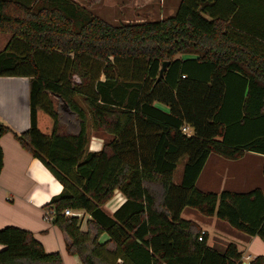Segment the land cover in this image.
<instances>
[{
	"label": "trees",
	"instance_id": "trees-1",
	"mask_svg": "<svg viewBox=\"0 0 264 264\" xmlns=\"http://www.w3.org/2000/svg\"><path fill=\"white\" fill-rule=\"evenodd\" d=\"M0 34L11 35L0 76L31 78V127L14 136L63 186L48 206L69 255L81 264H245L235 244L220 253L206 232L199 241L203 230L181 214L192 208L264 241L261 189L197 187L211 154L264 156V0H182L172 17L116 26L72 0H1ZM39 111L52 121L50 135ZM89 113L96 131L114 137L98 152H88ZM9 131L0 124V134ZM3 164L0 146V174ZM116 191L126 201L110 216L104 206ZM67 209L85 211L86 230ZM0 246V264H64L15 226L0 229Z\"/></svg>",
	"mask_w": 264,
	"mask_h": 264
},
{
	"label": "crops",
	"instance_id": "crops-1",
	"mask_svg": "<svg viewBox=\"0 0 264 264\" xmlns=\"http://www.w3.org/2000/svg\"><path fill=\"white\" fill-rule=\"evenodd\" d=\"M11 1L32 6L36 0ZM72 1L116 26L159 21L172 17L176 14L182 0H102L93 7H88L81 0ZM9 36V40L8 38L0 40V52L10 41L11 35ZM180 58L187 60L195 57L181 55ZM30 85L29 77L0 76V124L10 129L9 132L0 134V146L4 157L0 174V229L15 226L30 231L43 244L46 252H59L64 264H81L78 257L68 254L66 234L53 222L45 220V207L54 197L63 192V186L40 160L34 158L21 146L14 136V134L20 135L26 132L31 127ZM157 107L169 112V109L164 106L157 105ZM46 116L44 112L39 111L38 126L44 134L50 135L52 121L50 118L49 121ZM183 128H187L193 134V129L187 126ZM113 139V135L95 130L90 114L88 152L100 151L106 142ZM182 161L183 163L180 164ZM187 162L188 158L185 157L177 165L174 173L176 185L182 182ZM180 165H182L181 169H179ZM263 168L264 156L261 154L246 153L239 160H228L211 154L197 180V187L203 192L217 194L224 191L246 193L257 188L264 192ZM176 172L179 176L178 181H175ZM125 201V196L116 191L114 198L104 206V210L112 216ZM190 209L192 208H185L181 217L195 222L207 233L210 247L224 253L227 246L233 243L243 254L245 264L257 256H264V241L260 237L239 232L216 217L199 216L198 219H192L197 214ZM86 216L90 218L87 214ZM82 229L86 230L84 223ZM108 239L107 236L102 237L103 242ZM2 249L3 246H0V250Z\"/></svg>",
	"mask_w": 264,
	"mask_h": 264
},
{
	"label": "built area",
	"instance_id": "built-area-1",
	"mask_svg": "<svg viewBox=\"0 0 264 264\" xmlns=\"http://www.w3.org/2000/svg\"><path fill=\"white\" fill-rule=\"evenodd\" d=\"M183 132L188 136L192 135L187 130V128H183ZM62 214L67 216V217L78 218L82 223H84L85 216H86V214L83 212V210H72V209H67ZM57 215H58V212H57V209L54 205L51 204V205L47 206V208H45V220H47L49 222H53L55 220V218L57 217ZM204 234H205V232L202 231V234L199 237V241H203Z\"/></svg>",
	"mask_w": 264,
	"mask_h": 264
},
{
	"label": "rangeland",
	"instance_id": "rangeland-1",
	"mask_svg": "<svg viewBox=\"0 0 264 264\" xmlns=\"http://www.w3.org/2000/svg\"><path fill=\"white\" fill-rule=\"evenodd\" d=\"M4 38H8V40H9V38H10V36L9 35H7V34H2L1 35V37H0V40H5ZM1 51V50H0ZM89 115H90V113H89ZM89 115H88V119H89ZM46 118L50 121V119H49V117L48 116H46ZM183 163V161L180 163V164H182ZM181 167H182V165H180V167H179V169H181ZM178 172H176V175H175V181H178L177 179H178ZM190 211L191 212H194L195 214H197L196 215V217H192V219H198L199 218V216H201V217H203L204 218V216L203 215H201L197 210H195V209H190ZM187 214V213H186ZM187 216H189V217H191L189 214H187ZM85 222H84V226H86V223H87V221H88V217L87 216H85V220H84ZM85 229V228H84ZM104 236H106V235H104Z\"/></svg>",
	"mask_w": 264,
	"mask_h": 264
},
{
	"label": "water",
	"instance_id": "water-1",
	"mask_svg": "<svg viewBox=\"0 0 264 264\" xmlns=\"http://www.w3.org/2000/svg\"><path fill=\"white\" fill-rule=\"evenodd\" d=\"M169 65H170L169 61L163 62L162 66L160 68L159 75H158L156 83H159V82H161L164 79L165 73H166Z\"/></svg>",
	"mask_w": 264,
	"mask_h": 264
}]
</instances>
